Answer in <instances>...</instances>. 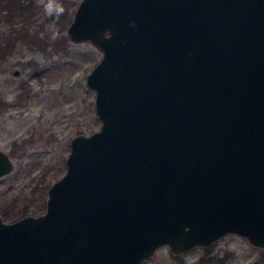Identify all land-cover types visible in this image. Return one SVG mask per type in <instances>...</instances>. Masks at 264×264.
Masks as SVG:
<instances>
[{"label":"water","instance_id":"obj_1","mask_svg":"<svg viewBox=\"0 0 264 264\" xmlns=\"http://www.w3.org/2000/svg\"><path fill=\"white\" fill-rule=\"evenodd\" d=\"M68 34L102 50L101 125L72 137L43 212L0 216V264H143L227 233L264 248V0H81Z\"/></svg>","mask_w":264,"mask_h":264},{"label":"rangeland","instance_id":"obj_2","mask_svg":"<svg viewBox=\"0 0 264 264\" xmlns=\"http://www.w3.org/2000/svg\"><path fill=\"white\" fill-rule=\"evenodd\" d=\"M81 0H53L73 18ZM49 0H21L0 11V148L13 169L0 176V216L12 221L45 210L49 186L66 170L72 137L100 128L95 89L86 78L102 50L75 41L45 11ZM69 21V23H70ZM143 264H264V248L227 233L209 246L174 255L160 246Z\"/></svg>","mask_w":264,"mask_h":264},{"label":"trees","instance_id":"obj_3","mask_svg":"<svg viewBox=\"0 0 264 264\" xmlns=\"http://www.w3.org/2000/svg\"><path fill=\"white\" fill-rule=\"evenodd\" d=\"M14 3L16 5V8L14 9H10L9 4ZM22 5H21V0H0V11L4 8H8V18H12V16L14 15V12H16V10H21L22 9ZM24 8V7H23ZM16 9V10H15ZM14 11V12H13ZM72 11H69V15L66 19H64V16H60V15H55L54 13L50 15V20L53 24H55L58 27H64L66 28L67 24H69V21L71 19L72 16Z\"/></svg>","mask_w":264,"mask_h":264},{"label":"clouds","instance_id":"obj_4","mask_svg":"<svg viewBox=\"0 0 264 264\" xmlns=\"http://www.w3.org/2000/svg\"><path fill=\"white\" fill-rule=\"evenodd\" d=\"M45 11L48 14H55V15H60L63 13L64 9L63 7L56 5L55 8H53V0H49V3L45 6Z\"/></svg>","mask_w":264,"mask_h":264}]
</instances>
